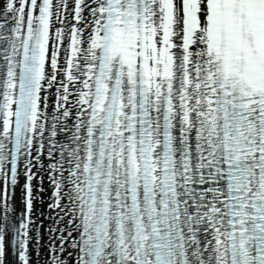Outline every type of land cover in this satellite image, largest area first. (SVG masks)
Listing matches in <instances>:
<instances>
[{
  "label": "bare ground",
  "instance_id": "1",
  "mask_svg": "<svg viewBox=\"0 0 264 264\" xmlns=\"http://www.w3.org/2000/svg\"><path fill=\"white\" fill-rule=\"evenodd\" d=\"M39 3L37 0V7ZM100 4V0H51L32 160H21L13 186L10 171L0 163V264L81 263L83 134L89 115L90 82L99 56ZM27 7L28 0H0V98L10 57L4 54L8 44L15 46L18 40L10 38L7 44L8 35L13 30L20 33ZM149 7L153 25L148 28V62L154 94H164L170 80L177 121L188 120L190 130L199 125L201 129L204 105L213 100L204 82L213 78L216 0H150ZM10 67L14 80H18L14 65ZM195 135L187 136L183 147L193 143ZM192 148L201 153L188 155L191 165L181 172L184 194L189 195V181L194 184V200L192 204L188 201L186 209L191 210L194 204L198 214V224L190 225L188 219L194 218V213L185 211L188 264H223L215 234V228L220 234L223 225H215L219 221L213 223L208 216L212 191L207 178L213 177L205 163L209 152L203 146ZM189 167L197 170L192 177L188 176ZM213 201L219 208V196ZM20 224V239L14 247L12 233Z\"/></svg>",
  "mask_w": 264,
  "mask_h": 264
},
{
  "label": "rangeland",
  "instance_id": "2",
  "mask_svg": "<svg viewBox=\"0 0 264 264\" xmlns=\"http://www.w3.org/2000/svg\"><path fill=\"white\" fill-rule=\"evenodd\" d=\"M98 17H99V14H98ZM98 20H99V22H100V17L98 18ZM10 36L8 35V38H9ZM5 54H6V51H5ZM4 54V55H5ZM4 57H6V56H4ZM23 178V175H22V177H21V179ZM21 181V180H20ZM22 200V199H21ZM19 201H20V198H19ZM10 259V256H9V258H8V260Z\"/></svg>",
  "mask_w": 264,
  "mask_h": 264
}]
</instances>
